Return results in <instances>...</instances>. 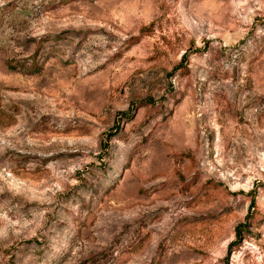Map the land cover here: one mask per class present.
Masks as SVG:
<instances>
[{
  "label": "rangeland",
  "instance_id": "374dc122",
  "mask_svg": "<svg viewBox=\"0 0 264 264\" xmlns=\"http://www.w3.org/2000/svg\"><path fill=\"white\" fill-rule=\"evenodd\" d=\"M0 264H264V0H0Z\"/></svg>",
  "mask_w": 264,
  "mask_h": 264
},
{
  "label": "trees",
  "instance_id": "16d2710c",
  "mask_svg": "<svg viewBox=\"0 0 264 264\" xmlns=\"http://www.w3.org/2000/svg\"><path fill=\"white\" fill-rule=\"evenodd\" d=\"M241 235H242V230H241V227H238L236 229V233H235V236H236V241H233L229 244V251L234 247L236 246L239 242V239L241 238Z\"/></svg>",
  "mask_w": 264,
  "mask_h": 264
}]
</instances>
